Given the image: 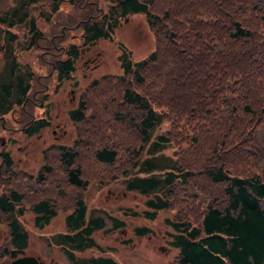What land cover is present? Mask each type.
<instances>
[{
	"label": "trees",
	"instance_id": "obj_1",
	"mask_svg": "<svg viewBox=\"0 0 264 264\" xmlns=\"http://www.w3.org/2000/svg\"><path fill=\"white\" fill-rule=\"evenodd\" d=\"M136 13L145 15L155 47L134 60L120 45L122 73L95 79L68 112L75 139L46 147L35 173L3 160L0 218L12 244L29 242L17 217L22 206L38 228L66 210V231L50 240L69 264H119L76 252L101 249L97 231L126 225L117 216H109L111 227L103 215L88 216L90 181L126 176V190L147 197V209L127 215L154 220L177 201L201 204L164 219L179 251L172 264H264V0H112L107 9L99 0H0V119L22 109L41 83L35 68L18 61L17 46L45 64L42 77H70L80 54L75 43L60 45L70 31L80 28L88 46L112 39L120 19ZM23 26L28 38L21 42L14 28ZM58 48L46 65L40 51L50 57ZM164 121L168 129L157 132ZM134 231L153 233L146 225Z\"/></svg>",
	"mask_w": 264,
	"mask_h": 264
},
{
	"label": "rangeland",
	"instance_id": "obj_2",
	"mask_svg": "<svg viewBox=\"0 0 264 264\" xmlns=\"http://www.w3.org/2000/svg\"><path fill=\"white\" fill-rule=\"evenodd\" d=\"M112 0H99L101 7L107 9ZM64 10H70L69 2L62 4ZM252 20L253 26L258 24ZM64 29V28H63ZM65 30V29H64ZM15 33L20 36L21 42L28 38V28L15 27ZM74 36V37H72ZM70 38L60 44L66 47L68 43L79 45L80 54L76 60L75 71L71 73L70 78L57 82L56 74L50 79L46 76L45 64L34 56L32 51L17 46L18 61L21 64H28L35 68L39 73L37 77H42V81L48 85L44 99L47 100L43 107L37 109V119H48L49 126L41 131L40 136H34L27 139L24 132L17 130L12 134L7 133L9 144L6 150L11 152L15 161L22 158V164L12 165L13 170H24L27 173H35L43 163V152L49 145L70 144L76 137V126L69 118V110L75 108L78 104L82 92L95 80L107 74H121L122 69L119 62L121 47L123 45L131 52L132 59L139 60L147 56L155 47V36L149 28L146 17L142 13L131 14L120 19L119 26L115 29L113 38H101L97 42L85 46L82 41V30L79 28L70 31ZM48 50L40 51L46 65L51 63L50 57L43 54ZM59 53V48L54 50L53 55ZM64 56V55H63ZM65 57V56H64ZM4 64L3 58H0V70ZM52 72V71H51ZM3 78V77H0ZM34 84V83H33ZM38 86L34 88V91ZM46 89V88H45ZM13 110L15 117L19 113ZM12 112V113H13ZM12 116L6 115V119L17 127H20L21 121ZM20 129V128H19ZM168 129V122L164 121L159 125L157 132H164ZM0 133L5 134L0 125ZM184 143V142H183ZM28 153H24L26 150ZM177 149V146L174 145ZM173 148H168L166 153L172 155ZM146 154L143 155V158ZM3 160L0 159V166ZM92 167V164H90ZM92 169V168H91ZM126 176H117L116 178L105 180L92 179L85 191V200L88 206L89 215H103L107 219V227H111L109 216H117L124 219L125 227L113 231L99 230L94 237L101 249L90 248L82 252H76L79 258H89L98 255H108L115 258L119 264H172L178 255V249L169 244L171 237L167 232L171 230L170 226L165 224L166 217H174L176 214H187L190 211L201 210L199 202L177 201L174 208L162 210L154 220L143 216H133L125 214L128 209L142 213L147 209L144 195L136 191H128L125 188ZM199 190L203 191L204 181L199 180ZM23 214L18 215V220L29 235V242L25 248V253L29 255H40L45 261H52L53 264H69V259L59 245L51 243V238L58 235L59 232L66 231L65 215L67 211H59L50 223L43 228L35 225V213L28 205L22 206ZM146 225L153 229V233L144 236L137 235L134 231L136 226ZM0 232L9 233V226L6 221L0 218ZM5 235V234H4Z\"/></svg>",
	"mask_w": 264,
	"mask_h": 264
},
{
	"label": "flooded vegetation",
	"instance_id": "obj_3",
	"mask_svg": "<svg viewBox=\"0 0 264 264\" xmlns=\"http://www.w3.org/2000/svg\"><path fill=\"white\" fill-rule=\"evenodd\" d=\"M49 52L51 53V55H53L54 53V51L52 50ZM53 58L54 60H56L57 56L53 55ZM54 60L50 59L49 61L53 63ZM37 78L41 82L40 86L37 87L31 97H28L24 101L22 109H20V111L18 109L15 111L19 113V117H15V113L13 111V113L10 112L12 116H14L16 119L22 120L20 127H17L15 124H12L10 121H8V119L5 118L6 115L3 116L2 119H0L1 128L5 132V134L0 133V159L4 160L5 158H9L12 164L17 163L19 166H21L22 164V158L20 157L18 161H15L14 157L11 155V152L5 149L6 146L9 144V138L6 134H12L17 130H21L22 132H24V135L27 139H32L34 136H40L41 131L50 124V121L48 119H45L48 123L47 125H45L44 127H36L37 123L41 119H43H37V109L43 107V105H45V102L47 103V100L44 99L46 91H43V89H47L48 87V85L43 86L45 82L42 81V77ZM45 78L50 79V77ZM69 78L70 77H56L58 83H61L62 81ZM25 148L26 150L24 151V153L27 154V146ZM25 248H21L12 244V234L10 228L9 233L7 234L0 232V264H11L12 261L24 256H34L39 260V262H43L44 264H53L52 261H45L40 255L26 254Z\"/></svg>",
	"mask_w": 264,
	"mask_h": 264
},
{
	"label": "water",
	"instance_id": "obj_4",
	"mask_svg": "<svg viewBox=\"0 0 264 264\" xmlns=\"http://www.w3.org/2000/svg\"><path fill=\"white\" fill-rule=\"evenodd\" d=\"M11 264H44V263L39 262V260L34 256H24L12 261Z\"/></svg>",
	"mask_w": 264,
	"mask_h": 264
}]
</instances>
